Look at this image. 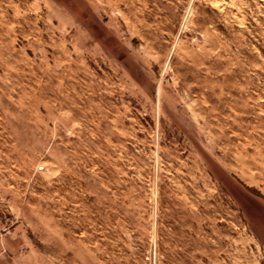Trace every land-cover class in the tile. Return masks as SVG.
Masks as SVG:
<instances>
[{
    "label": "rangeland",
    "instance_id": "obj_1",
    "mask_svg": "<svg viewBox=\"0 0 264 264\" xmlns=\"http://www.w3.org/2000/svg\"><path fill=\"white\" fill-rule=\"evenodd\" d=\"M0 264H264V0H0Z\"/></svg>",
    "mask_w": 264,
    "mask_h": 264
}]
</instances>
